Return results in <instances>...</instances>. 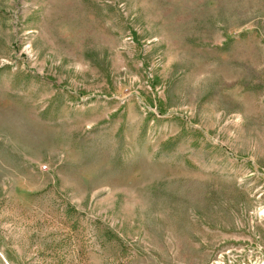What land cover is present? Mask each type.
Returning a JSON list of instances; mask_svg holds the SVG:
<instances>
[{"label": "rangeland", "instance_id": "obj_1", "mask_svg": "<svg viewBox=\"0 0 264 264\" xmlns=\"http://www.w3.org/2000/svg\"><path fill=\"white\" fill-rule=\"evenodd\" d=\"M0 264H264V0H0Z\"/></svg>", "mask_w": 264, "mask_h": 264}]
</instances>
